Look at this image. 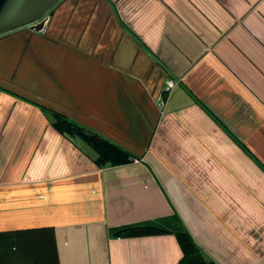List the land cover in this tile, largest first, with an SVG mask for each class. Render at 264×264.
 <instances>
[{
	"label": "crops",
	"instance_id": "obj_1",
	"mask_svg": "<svg viewBox=\"0 0 264 264\" xmlns=\"http://www.w3.org/2000/svg\"><path fill=\"white\" fill-rule=\"evenodd\" d=\"M53 111L137 158L98 166ZM264 264V0H61L0 37V264Z\"/></svg>",
	"mask_w": 264,
	"mask_h": 264
},
{
	"label": "trees",
	"instance_id": "obj_2",
	"mask_svg": "<svg viewBox=\"0 0 264 264\" xmlns=\"http://www.w3.org/2000/svg\"><path fill=\"white\" fill-rule=\"evenodd\" d=\"M53 115V123L60 132L68 136H80L87 142L96 154L95 160L98 166L124 164L137 158L131 151L69 119L64 114L53 111ZM166 233L174 234L180 246L182 256L177 264H219L207 257L188 229L179 223L169 226L160 220H149L121 226L114 234L117 237H133Z\"/></svg>",
	"mask_w": 264,
	"mask_h": 264
},
{
	"label": "water",
	"instance_id": "obj_3",
	"mask_svg": "<svg viewBox=\"0 0 264 264\" xmlns=\"http://www.w3.org/2000/svg\"><path fill=\"white\" fill-rule=\"evenodd\" d=\"M61 0H0V37L28 26L44 32Z\"/></svg>",
	"mask_w": 264,
	"mask_h": 264
},
{
	"label": "rangeland",
	"instance_id": "obj_4",
	"mask_svg": "<svg viewBox=\"0 0 264 264\" xmlns=\"http://www.w3.org/2000/svg\"><path fill=\"white\" fill-rule=\"evenodd\" d=\"M51 18H52V16L50 17V20H51ZM50 20H49V22H50ZM48 22V23H49ZM22 28H29L28 26H25V27H22ZM30 29V28H29ZM18 30V29H17ZM45 32V31H44Z\"/></svg>",
	"mask_w": 264,
	"mask_h": 264
},
{
	"label": "clouds",
	"instance_id": "obj_5",
	"mask_svg": "<svg viewBox=\"0 0 264 264\" xmlns=\"http://www.w3.org/2000/svg\"><path fill=\"white\" fill-rule=\"evenodd\" d=\"M54 10V9H53Z\"/></svg>",
	"mask_w": 264,
	"mask_h": 264
}]
</instances>
